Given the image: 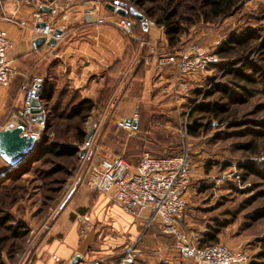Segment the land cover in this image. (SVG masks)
I'll return each mask as SVG.
<instances>
[{
    "label": "rangeland",
    "instance_id": "rangeland-1",
    "mask_svg": "<svg viewBox=\"0 0 264 264\" xmlns=\"http://www.w3.org/2000/svg\"><path fill=\"white\" fill-rule=\"evenodd\" d=\"M199 5L200 0H184L179 4L177 16L182 28L179 42L175 48L167 45L165 52H174L183 44H196L215 53L230 38L244 40V46L236 48L229 57H218L216 65L190 76L187 89L178 95L152 89L138 104L130 100L132 104L128 102L129 106H122L117 112L116 105L128 93L124 86L114 91L112 84L105 85L91 98L71 90L56 91L46 105V125L38 129L43 137L75 148L77 153L62 159L41 160L27 154L24 158L34 162L28 165L25 175L5 181L2 177L8 170L17 173L16 167H7L0 176V185L5 186L0 187V220L7 218L5 224L0 221V261L33 264L41 258L43 245L60 237L59 230L56 233L53 227L64 216V223L77 224L80 262L106 256L114 264L133 242L131 239L136 240L141 234V227L136 220L130 225L122 222L118 229L113 226L116 221L109 208L114 204L84 184L88 164L111 156L135 164L142 151L153 150L157 156H169L179 152L187 142L193 205H201L202 201L211 205L204 215L195 213L193 220L202 226L207 222L205 232L213 225V218L226 220L227 226L221 228L216 244L244 251L248 264H264V179L242 168L254 164L259 169L261 164L256 159L264 156V50L260 46L264 42V0H237L227 15L210 21L204 19L206 11ZM234 71L243 75L252 71L254 81L238 79ZM218 87H226L228 94L218 91ZM132 89L129 94L133 97L143 94L137 84ZM70 98L75 102L88 99L92 107L79 117L66 119L65 106ZM208 104L219 111L204 110ZM125 109L129 115L136 113V130L117 127ZM194 124H200V129L196 136H191L188 128ZM184 127L187 139L182 136ZM91 129L90 144L85 146L86 134ZM79 132L84 133L81 141ZM83 149L84 155L80 157ZM199 180L218 185L208 187L203 196H194V184ZM188 213L186 207L179 223ZM132 225L134 235L130 234ZM18 233L23 235L19 237ZM202 235H196L194 245H205L201 242ZM169 254L176 261L174 264H184L172 251ZM157 260L155 264L160 263V257ZM135 264H149L148 258L140 254Z\"/></svg>",
    "mask_w": 264,
    "mask_h": 264
},
{
    "label": "crops",
    "instance_id": "crops-1",
    "mask_svg": "<svg viewBox=\"0 0 264 264\" xmlns=\"http://www.w3.org/2000/svg\"><path fill=\"white\" fill-rule=\"evenodd\" d=\"M41 1L43 5L52 7L55 10L54 14H47L43 16V19L47 21L50 18L52 25L62 32L54 47L43 45L36 49L33 46L35 38L32 36V29L37 26L33 22V14L39 12L41 5L32 3L27 6L13 2L5 4V12L11 18V21L0 20V29L6 32L9 40L13 43L7 52V59L16 68L17 74L10 81L8 87L0 88V130L8 123L15 125L12 116L22 106L23 92L21 91V85L26 78L41 77L44 80L45 87L52 90L53 97L56 91L71 90L82 97L91 98L95 97L105 85L112 84L111 89L114 91H119L124 86L123 89L128 93L116 105L115 112L122 106L126 108L129 103L132 104L130 100L133 104H138L142 100V96L144 98L152 89L161 92L173 85L175 71L155 68L147 59V48H141L137 42V39L144 38L156 43L164 51V48L167 47V41L161 26L154 23L148 25L147 29L140 34L132 32L125 34L112 25L113 14L106 9L102 10L105 17L104 25H84L82 10L87 0H55L52 3L49 0ZM131 42L134 44L132 49L130 47ZM185 46L187 45L183 44L177 49ZM135 84L138 85L139 90L143 91V94L134 95L135 97H133L129 92L133 90L132 87ZM40 104L43 107L42 101ZM125 111L121 118L132 119L135 115L137 128L138 118L136 113L129 115ZM149 152L157 156V153L153 150ZM137 161L138 158L135 164ZM7 167L0 159V176L8 170ZM217 185L209 181L199 180L194 184L196 192L194 196L195 194L198 197L203 196L208 187L213 188ZM192 200V196L189 194L186 202L189 213L180 226L183 228L184 233L189 236L202 235L205 233L203 228H206L205 223L207 222L202 226L200 223L195 222L193 217L195 213L204 215V212H207L205 210L210 208L211 205L208 203L207 205L203 201L201 205H193ZM109 209L112 218L116 221L113 226L117 229L122 222L130 225L131 221H135L134 218L122 212L115 204ZM63 220L64 216H61L60 224L58 226L55 224L53 227L54 232L57 233L59 230L60 237H55L51 242L43 245L40 249L41 258H38L33 264H68L76 254H79L80 241L77 224L72 221L64 223ZM131 227L130 234L134 235L135 225ZM186 228L189 230L186 231ZM145 237L147 239L146 246ZM131 240L133 241L132 244L137 239ZM173 243L174 239L163 234L158 222L155 221L139 242L138 249L142 256L148 258L149 264H155L158 261L157 257H160V263L174 264L176 261L170 257V254L168 255V251H172L178 256L171 248ZM245 243H248V241H245ZM240 246L241 244L235 247ZM153 251L158 253L153 255ZM53 256L58 259V262L52 259ZM96 258L100 259L101 264H113L108 261L106 256L90 257L91 260ZM88 263L89 260L78 264Z\"/></svg>",
    "mask_w": 264,
    "mask_h": 264
},
{
    "label": "built area",
    "instance_id": "built-area-1",
    "mask_svg": "<svg viewBox=\"0 0 264 264\" xmlns=\"http://www.w3.org/2000/svg\"><path fill=\"white\" fill-rule=\"evenodd\" d=\"M7 2L27 6L36 3L43 6L41 0H0V20L7 22L11 21L5 12ZM118 6L119 4L115 5V8ZM49 8L51 9L49 15L54 14L55 10L52 7ZM103 9V0H87L82 10L84 25H104ZM112 14V25L120 32L131 33L133 29L131 19L119 16L114 12ZM46 15L41 12L33 14L34 24L45 23L44 27H33L32 36L35 39L43 37L46 41L52 36L53 30L58 29L52 25L50 18L47 21L43 19V16ZM152 24L154 23L151 20H147V26ZM137 42L141 48H147V59L155 68L175 71L173 85L163 89V93L178 95L187 89L190 76L219 62L215 53L196 44L181 47L173 53H166L156 43L147 39L139 38ZM12 45L13 43L9 40L6 32L0 29V88L8 87L10 81L17 74L16 68L7 59V52ZM34 90L38 91L39 96L45 90V83L41 77L26 78L23 81L21 85L22 106L12 116V121L16 125V120H21L24 123V132L33 136L36 144L41 137L38 128L44 125L45 111L42 108L43 123H36L30 112V101L33 98ZM131 120L135 121V115ZM116 124L120 129L129 130L132 128L125 124L124 118L118 119ZM182 136L187 139L186 127H184ZM256 160L259 164L264 165V156H259ZM191 171L192 164L187 142L183 144L179 152L169 156H154L148 151H142L134 165L120 156L96 159L88 164L84 175L85 186L90 191L104 196L114 203L122 212L134 218L141 227V234L137 240L123 250L120 258L114 264L136 263L140 254L138 244L155 221L158 222L163 234L174 239L171 248L180 259L190 260L193 264H248V258L244 251L231 249L225 244L198 247L194 245L197 236L190 237L180 229L179 219L186 208L187 196L191 187ZM52 259L58 262L56 257L53 256ZM88 264L101 263L100 260L93 259Z\"/></svg>",
    "mask_w": 264,
    "mask_h": 264
},
{
    "label": "trees",
    "instance_id": "trees-1",
    "mask_svg": "<svg viewBox=\"0 0 264 264\" xmlns=\"http://www.w3.org/2000/svg\"><path fill=\"white\" fill-rule=\"evenodd\" d=\"M182 1L184 0H127V2L125 0L124 1L121 0L120 2L117 0V2L120 3L121 5L135 8L145 17L146 20L151 19L154 21V23L157 26H161L163 28L164 35L169 48H175L179 42V37L182 28L179 22V18L177 16V8ZM236 1L237 0H200L199 7L201 9H205L206 12H204L203 17L206 21H210L227 15L234 8ZM159 4L161 6L157 10L156 6ZM157 12H159L158 15ZM126 17L130 18L131 21L133 22L132 33L140 34L143 32L142 25L137 20H135L133 17L130 16H126ZM243 44H244V40L242 39L237 40L230 38L216 49L215 54L220 58L229 57L232 54H235L236 48L240 46H244ZM260 46L264 50V42ZM130 47L131 49L134 48V44L132 42L130 43ZM234 75L236 76V78L241 79L243 81H249V82L254 81L253 80L254 73L252 71L249 73V75H243L240 74L238 71H234ZM217 90L226 95L228 94V89L226 87H218ZM39 98L43 102L42 108L45 111V116H44V124H45L47 117L46 105H48V103L53 98L52 90L45 87V90L40 93ZM65 107H66L65 118L74 119L76 117H79L85 110H89L92 107V103L88 99H82L75 102L73 101L72 98H70L67 101ZM204 110L219 111V108L215 107V105L209 106L208 104L206 105ZM199 129H200V124H194L193 126L188 128V134L191 136H196ZM83 137H84V133L79 132L78 140L79 141L83 140ZM76 153L77 150H75V148H72L66 144L52 141L51 139H47L41 135L40 139L36 142L34 149L32 150V152L29 153L30 155H28V157H30L31 155H35L38 160H41L44 157L62 159L66 157H71ZM32 160H28V158L22 159L18 164H16L17 173L15 172L12 173L10 170H8L3 175L2 178H4L5 181L18 180L19 177L26 174V172L28 171V165L34 162ZM242 168L245 169L246 171L253 173L257 177L264 179V165H261L259 169L255 168L254 164H247L242 166ZM56 169H58V167ZM2 185H0L1 189L5 187ZM0 221H2V224H5L7 222V218H2ZM212 221H213V225L209 226L206 232L202 235L203 238L201 242L205 245L200 246L201 248L216 244L218 242V234L220 233L221 228L226 227L228 223L226 220L219 221V219L217 218H213ZM180 224L181 223H179L178 225L182 230L183 228L180 226ZM182 231L184 232V230ZM22 235L23 234L18 233L19 237ZM180 260L184 264H193L190 260H183V259ZM0 264H4V263L0 261ZM160 264H166V263H160Z\"/></svg>",
    "mask_w": 264,
    "mask_h": 264
},
{
    "label": "water",
    "instance_id": "water-1",
    "mask_svg": "<svg viewBox=\"0 0 264 264\" xmlns=\"http://www.w3.org/2000/svg\"><path fill=\"white\" fill-rule=\"evenodd\" d=\"M54 0H49L52 2ZM104 9L114 12L115 14L126 17L130 16L137 20L141 25L143 30L147 29V20L145 17L133 7H128L121 5L115 0H103ZM119 4L117 8L115 5ZM39 12L49 14L51 9L48 6H41ZM45 23L37 24V27H44ZM62 35L61 30L54 29L52 36L45 41L43 37H38L33 40L34 48L38 49L43 45L54 47L56 45L57 39ZM30 112L34 117V121L38 124L43 123L42 118V107L39 101V94L37 90H34L33 98L30 101ZM17 124L13 125L8 123L0 130V159L8 166L14 167L18 164L27 154H29L35 147V138L24 132V123L17 119ZM125 124L130 125L133 129L136 128V121L131 120L130 118L125 119ZM93 130H89L85 138V146H88L91 141ZM84 149L80 151L79 156L84 155ZM81 261V256L76 254L68 264H78Z\"/></svg>",
    "mask_w": 264,
    "mask_h": 264
}]
</instances>
